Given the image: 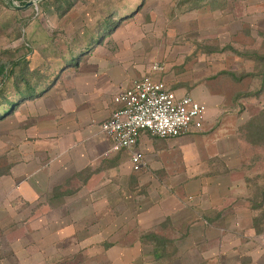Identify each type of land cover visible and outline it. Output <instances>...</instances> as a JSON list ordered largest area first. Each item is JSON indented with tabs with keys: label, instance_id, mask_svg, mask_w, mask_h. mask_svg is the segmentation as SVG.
I'll list each match as a JSON object with an SVG mask.
<instances>
[{
	"label": "rangeland",
	"instance_id": "obj_1",
	"mask_svg": "<svg viewBox=\"0 0 264 264\" xmlns=\"http://www.w3.org/2000/svg\"><path fill=\"white\" fill-rule=\"evenodd\" d=\"M34 1L23 8L17 1L0 0V83L2 68L25 67L26 58L32 68L37 67L48 56L53 59L54 55L67 53L68 48L80 50L87 47L83 44L90 38H99L87 52H78L77 68L74 64L63 67L66 71L42 97L12 108L0 105V264H133L118 263L124 252L110 247L118 240L116 232L109 236L112 242L105 235L93 237L99 219H92L88 231H82L87 207L82 195L73 203H58L59 209L50 211L46 207L49 211L41 213L43 217L32 212L37 203H23L15 195L7 205L15 185L9 183L8 176L18 163L19 119L38 108L41 98L58 91L66 75L73 77L82 69L107 62L102 54L108 51H121L134 77L140 78L159 65L165 67L161 76L168 81L201 85V80L210 86L217 97V117L211 131L225 132L222 140L216 138L213 142L225 148V158L236 164V171L226 172L228 178L246 197L249 195L252 206L259 207L260 213L253 221L264 229V132L260 130L264 127V0H60L64 2L60 9L56 8L59 3L52 0ZM109 21L113 24L103 28ZM183 77L186 79L178 81ZM9 80L8 88L13 90L15 81ZM207 112L198 133L208 130L204 122ZM256 116L261 117L260 126L253 130L248 122ZM12 132L16 136L10 140ZM191 136L198 146L195 142L182 146L177 140L149 137L148 144L141 149L138 146L147 165L135 176L174 180L187 163L182 153L198 152L202 142L209 139H201L200 134ZM209 153L204 158H218L216 151ZM195 156L196 162L202 158ZM154 163L178 170H152ZM117 206L110 201L107 213L100 212L106 216L103 221L107 230L118 225ZM66 226L79 231L60 235L57 231ZM85 236L90 237V245L81 243ZM139 253L151 255L146 250ZM137 259L140 261V256Z\"/></svg>",
	"mask_w": 264,
	"mask_h": 264
},
{
	"label": "crops",
	"instance_id": "obj_2",
	"mask_svg": "<svg viewBox=\"0 0 264 264\" xmlns=\"http://www.w3.org/2000/svg\"><path fill=\"white\" fill-rule=\"evenodd\" d=\"M102 55L107 62L82 69L73 77L66 75L58 91L41 98L38 108L19 119L18 163L8 172L9 183L15 185L11 187L12 196L9 195L7 205L15 195L23 203H37L32 210L35 214H45L49 211L46 207L53 211L59 209L58 203L63 200L73 203L82 195L87 203L82 231L87 232L95 218L100 222L93 237L105 235L109 239L116 232L114 236L118 235V240L110 247L116 246L124 252L118 263L145 264L147 260V264L150 261L153 264H264V229L253 221L260 213L259 207L252 206L249 195L246 197L240 186L228 178L226 172L236 171L237 166L225 158L226 149L213 142L216 138L222 140L225 132L211 131L217 117V97L211 93L210 86L201 80V85L168 81L161 76L165 67L159 65L143 75L162 80L172 91L180 92V96L191 95L207 106L204 122L207 121L208 130L193 131L167 141L177 140L182 146L195 142L198 146L191 135L199 134L201 139L209 136V141L204 140L198 152L182 153L187 165L184 164L183 173L174 180L163 177L159 181L151 175L137 177L136 173L147 165V159L144 167L135 171L129 151H110L112 140L103 133L101 125L118 108L114 98L143 76L137 78L128 71V63L124 62L127 57L121 51ZM212 133H216L213 138ZM15 136L12 132L9 139ZM149 137L162 139L143 132L140 149L149 143ZM211 151H216L218 158H204ZM196 154L202 155L197 162ZM152 170L178 168L154 163ZM110 201L118 204V225L107 230L103 221L106 216L100 212L107 213ZM72 227L57 232L70 234ZM145 235H162L175 253L168 259H157L154 252L162 248L160 242L158 238L151 241L141 238ZM90 241L85 236L81 243L90 245ZM142 250L150 251L151 255L137 254Z\"/></svg>",
	"mask_w": 264,
	"mask_h": 264
},
{
	"label": "built area",
	"instance_id": "obj_3",
	"mask_svg": "<svg viewBox=\"0 0 264 264\" xmlns=\"http://www.w3.org/2000/svg\"><path fill=\"white\" fill-rule=\"evenodd\" d=\"M114 101L118 108L101 129L112 140L110 151L130 152L135 171L146 164L138 148L143 132L162 139L180 138L201 129L207 111L191 95L178 96L164 81L150 75L135 80Z\"/></svg>",
	"mask_w": 264,
	"mask_h": 264
},
{
	"label": "trees",
	"instance_id": "obj_4",
	"mask_svg": "<svg viewBox=\"0 0 264 264\" xmlns=\"http://www.w3.org/2000/svg\"><path fill=\"white\" fill-rule=\"evenodd\" d=\"M11 2L17 1L20 3V5L25 6L30 0H10ZM52 2L56 3L58 2V6L56 4V8H64V2L60 0H52ZM13 4V3H12ZM112 18V17H111ZM113 23L104 24L103 28L111 26ZM97 36H94V38H90L85 44L87 47H81L80 50L73 51L71 48H68L67 53L57 54L54 55V58L52 59V56H48L44 60V62L37 67H31L30 66V60L29 58H26L25 67H20V69L12 68L11 70H8L9 68H2L1 74L3 75V80L0 83V105H3V107L6 108H12L15 107L16 104L26 102L31 99H37L39 97H42L44 92L48 88L51 87V85L55 84L56 81L60 78L61 74L66 70L64 69L66 66L70 64H74L75 66L79 65L78 63V52H87L91 48V45L97 42ZM93 39V40H92ZM87 49V50H86ZM86 50V51H84ZM58 53V51H56ZM28 65V66H27ZM64 67V68H63ZM13 79L15 81V85L13 90L9 89V79ZM261 117H254L250 122V127H252L253 130H256L259 125V120ZM261 132H264V127L260 129ZM263 197H264V190L262 191ZM157 240L160 242L161 249L158 251L156 250L154 254L156 255L157 259H168L171 257L175 251L174 248L168 247V241L161 237H156V235H146L144 237L145 240L151 241Z\"/></svg>",
	"mask_w": 264,
	"mask_h": 264
},
{
	"label": "water",
	"instance_id": "obj_5",
	"mask_svg": "<svg viewBox=\"0 0 264 264\" xmlns=\"http://www.w3.org/2000/svg\"><path fill=\"white\" fill-rule=\"evenodd\" d=\"M35 3L34 0H30L23 8H28L30 6H32Z\"/></svg>",
	"mask_w": 264,
	"mask_h": 264
}]
</instances>
